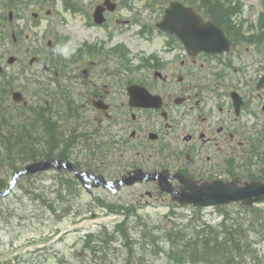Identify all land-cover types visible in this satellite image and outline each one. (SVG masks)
Masks as SVG:
<instances>
[{"label": "flooded vegetation", "instance_id": "flooded-vegetation-1", "mask_svg": "<svg viewBox=\"0 0 264 264\" xmlns=\"http://www.w3.org/2000/svg\"><path fill=\"white\" fill-rule=\"evenodd\" d=\"M109 1L90 5L89 24L102 27L115 17L120 2ZM172 1L149 26L141 24L142 14L115 18L116 25L103 30V38L79 44L55 30L41 48V53L50 50L54 55L43 65L45 71H54L55 87L51 91L49 83H43L40 100H50L39 110L42 123L50 124L54 134V157L87 172L97 185L106 180L97 169L108 163L109 150L120 149V189L145 188L135 200V211L167 199L179 203L161 190L163 184L172 183L179 195L191 191L183 182L187 180L206 195L222 185L264 182V23L257 35H245L224 6L179 0L223 31L218 36L223 50L218 45L213 50L199 45V29H194L196 36L181 37L159 26ZM98 6L102 22L95 14ZM52 12L47 9L46 15ZM32 15L40 17L38 11ZM122 23L137 24L135 52L127 41L116 39L124 33ZM12 35L17 42L15 30ZM112 58L115 67L108 66ZM16 60L8 58L9 63ZM36 61L34 56L31 63ZM114 91H120V100ZM158 173L156 179L148 176ZM76 179L84 184L83 176ZM263 204L251 207L264 215ZM132 213L120 208V217Z\"/></svg>", "mask_w": 264, "mask_h": 264}, {"label": "rangeland", "instance_id": "rangeland-1", "mask_svg": "<svg viewBox=\"0 0 264 264\" xmlns=\"http://www.w3.org/2000/svg\"><path fill=\"white\" fill-rule=\"evenodd\" d=\"M101 1L103 0H0V61L4 69L0 72V146L5 154L11 152L8 153L9 161L12 159V152L16 153L12 161L17 166L24 168L34 161L28 159L27 163H22L26 159L22 155L28 156L30 151L25 150L27 144L22 145V142L17 141L19 133L25 135V142L30 138L35 140L34 145L30 143L31 146L27 149L52 151L53 146L49 143L53 144L55 141L53 133L47 130L44 132L43 128L50 132L52 128L48 123L42 127L40 122L43 119L39 115L43 103L50 100H40L42 87L49 82L51 91L55 87L54 71H45L43 65L51 52L48 50L49 52L41 53L47 38L56 30L58 34H67L69 41H75L76 44L84 39H101L104 37L103 30L116 25L115 18L122 21L133 19L138 14H142L141 24L149 26L152 19H158L163 13V7L169 2L117 0L120 7L115 17L109 18L104 26L97 27L89 24V11L90 5L94 8ZM200 3L224 6V12L232 20L241 23L245 35L255 36L260 27H263L264 0H200ZM41 5L44 6L43 11ZM77 5H80L79 8H76ZM50 8L53 12L46 15V10ZM137 9L146 11L137 13ZM10 11H13L12 21L9 19ZM34 11L40 13L39 18L33 17ZM14 30L18 36L17 42L12 37ZM121 31L124 33L116 34L117 41H127L131 52H135L137 24L125 26L122 23ZM69 48L68 46L64 52L67 56ZM10 56H16L17 60L9 63ZM34 56L38 57V61L31 63ZM53 58L54 55L51 54L48 60ZM116 61L115 58L108 60V66L115 67ZM54 63L52 62V66ZM108 81L112 82L111 79ZM40 83L45 84L39 86ZM16 90L23 91L25 99L29 101L27 106L23 105L26 109L13 103L12 93ZM113 97L120 100V91H114ZM9 114H14L17 119L12 118L7 126H2ZM117 139L120 138L117 136ZM107 160L106 165L97 169L99 176L112 181L120 179V149H110ZM2 162L0 177L6 183V189L16 169L12 168V164L7 166L3 159ZM78 181L68 170L45 169L35 172L31 177L28 174L20 176L11 192L0 198L5 199L0 209V264H138L139 256L143 259L142 264H178L170 260L166 252H156L170 249L172 244L167 231L175 234L174 241L184 237L186 242L182 243L190 245L188 243L193 237L188 239L187 231L191 232L190 220L196 221V217L201 219L203 226H218L219 222L226 219L229 226L240 228V234L250 243L248 251L241 255L244 258L243 264H264V215L261 219L258 215L250 214L240 203L196 210L167 199L166 202L146 206L136 214L120 217V206H135L139 192L145 188L126 186L120 189L119 186L117 192H113L109 187L94 186L92 180L89 186L79 184ZM67 186L69 188L64 191ZM65 193L69 194L67 201H61L60 197L64 198ZM44 197L49 201L44 202ZM252 216L259 220L251 219ZM232 217L242 218V224L234 223ZM186 227H189L187 231L184 229ZM216 227L201 228L200 230L209 231L198 234H209L213 230L218 235L219 226L217 230ZM177 235L179 239L176 238ZM185 264L221 263L197 261Z\"/></svg>", "mask_w": 264, "mask_h": 264}, {"label": "water", "instance_id": "water-1", "mask_svg": "<svg viewBox=\"0 0 264 264\" xmlns=\"http://www.w3.org/2000/svg\"><path fill=\"white\" fill-rule=\"evenodd\" d=\"M107 3L110 4V1L107 0ZM170 5L171 6L166 10L163 20L159 23L161 28L176 32L181 37L196 36L197 33L194 29H199V45L208 48H214V46H219V43L223 42L218 38L219 35H224L223 31L217 28L212 22H205L201 15L196 13L192 7L185 6L179 1H172ZM95 14L100 18V22L104 20L99 6ZM202 36H204V38ZM191 41L192 40H189L188 43H191ZM219 47L220 51L223 50L221 46ZM213 50H215V48ZM14 98L20 100L22 99V94L15 92ZM64 166H67L70 170H75L76 174L80 175L77 168L70 162L63 159L48 158L27 164L16 174V181L21 174H32L51 167L61 168ZM156 176H152V178H156ZM105 185H107V183H105ZM186 186H188L187 188H190L191 191L189 193L182 191L180 193L181 195L175 196V198L184 204H193L195 206L226 204L232 200H242L244 204L249 205L253 204L254 201L264 199V183L260 181L248 182L243 186L236 185L229 187L222 185L220 188H215L214 192H209L206 195L193 184H189V182H186ZM162 188L163 190H172L171 186L168 189L163 185ZM9 190L10 189H7L0 193V197L9 193ZM171 192L174 193L173 191Z\"/></svg>", "mask_w": 264, "mask_h": 264}, {"label": "trees", "instance_id": "trees-1", "mask_svg": "<svg viewBox=\"0 0 264 264\" xmlns=\"http://www.w3.org/2000/svg\"><path fill=\"white\" fill-rule=\"evenodd\" d=\"M195 2L197 3L200 1H191L190 0L188 3L192 4ZM212 4H214V3H212ZM12 118L17 119V117L14 114H9V116H7L4 119L5 121L2 122V126H7L6 124H9V121ZM40 123H42V121ZM42 126H45V123H42ZM43 130L45 132L47 130V132L53 133V132H50L46 128H43ZM18 138H19V140H17L18 142H22V145L27 144L28 147L31 146V145H29L30 143L32 144V146L35 143V140L31 139V138H30V140L25 142L26 138H25V135L23 133H19ZM49 145L53 146V144L51 142L49 143ZM27 148L25 149L26 152L30 151V153L28 154V156L22 155V158H26L22 161L23 164L27 163L28 159L35 161V160H39V159H42L45 157L54 156L53 147L51 148L52 151H50V150L49 151H46V150L37 151V148H30V149H27ZM8 153H11V152L9 151ZM8 153L5 154L3 149L0 146V168H1V164L3 163L2 162V159H3V161L6 162L7 166H11V164H12L13 169H16V170L21 169L22 168L21 166H17L16 164H14V161H12V160H14L16 153L12 152V156H11L12 159L10 161L8 159ZM19 153H20V151L17 154H19ZM2 156H3V158H2ZM31 176H32V174L28 175V177H31ZM5 186H6V183H4L2 181V178L0 177V192L4 190ZM22 187H23V185H22ZM68 188L69 187L67 186L63 190L65 191ZM68 195H69L68 193H65L64 198L60 197L61 201H64V200L67 201ZM4 200L5 199L0 200V209L2 207V203ZM48 201H49L48 198L44 197V202H48ZM244 210H246L250 214L256 213L262 219V216L259 214L260 212L258 213L257 211H254V210L250 211L251 208H247V207H244ZM183 220H185V219H183ZM200 220L201 219L198 217H196V221L190 220V224L192 225V227L190 226L191 232L187 231V228H189V227L184 228L188 233V236H187L188 239L193 237V239H191L188 243L190 245L187 246L184 243H182V242H186V239L184 237H181L179 239L178 235L176 238H178L180 241L179 240L177 242L174 241L175 240V237H174L175 234L171 233V231H167V232H169L167 234L168 239L171 241L170 244H172V245H171L170 249L167 251H164V249L161 251L160 247H158V250H160V251H158L156 253L166 252V255L170 259H172V261H174L175 263H178V264H185L186 262H197V261L215 262V263H221V264H243L244 258H242L241 255L245 254L248 251V249H249L248 245L250 243H249V241L244 240L243 236L239 232V231H241L240 228L229 226L226 223L227 220L223 219L224 221L222 220L223 221V222L221 221L222 223H220V222L218 223V226H219V231H218L219 234L218 235L213 233V230H211L210 232H212V233H209V234H205V233L198 234L201 231L202 232L203 231H209V230H200L201 228H203V229L204 228H214L217 226V225H212V224H206L205 226H203L204 224L201 223ZM232 220L235 221L234 223H236V224H242V221H241L242 218H240V217H237V218L232 217ZM262 220L264 221V218ZM194 222H196V223L194 224ZM183 223H186V222H183ZM177 224H179V223H177ZM251 224H255V223H251ZM217 227L215 228V230H217ZM257 228H259V227H257ZM179 233L185 234L184 232H180V231H179ZM186 246L188 247L189 250H187ZM142 263H143V259H142V257L139 256L138 257V264H142Z\"/></svg>", "mask_w": 264, "mask_h": 264}]
</instances>
